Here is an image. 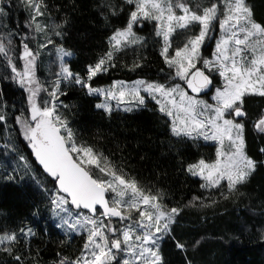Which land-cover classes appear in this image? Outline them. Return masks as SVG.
Wrapping results in <instances>:
<instances>
[{
    "label": "snow or ice",
    "instance_id": "6c2138e0",
    "mask_svg": "<svg viewBox=\"0 0 264 264\" xmlns=\"http://www.w3.org/2000/svg\"><path fill=\"white\" fill-rule=\"evenodd\" d=\"M124 3L131 6L125 26L114 31L109 38L111 50L88 65L86 75L74 72L65 62V57L73 55L71 51L56 47L59 72L51 90L37 76L38 61L44 49L55 45L49 30L62 36L58 30L62 25L40 22L39 18L47 14L45 0H24L30 12L25 26L42 34L43 42L25 36L17 51L11 34L0 35V57L10 69L9 78L28 93V114L22 112L15 118L16 123L44 170L58 181L53 204L63 225L86 233L81 255L71 261L64 257L59 264H163L159 241L171 233V225L183 210L168 207L162 193L143 188L135 178L116 169L103 153L77 142L75 133L58 112L59 97L65 95L62 81L81 86L89 95L103 96L104 102L96 107L109 114L113 110L111 100L117 101V107L126 105L124 110L131 112L134 107L145 106L151 98L159 111L171 118L175 136L217 142L214 161L200 159L187 168L191 175L201 178L202 188L219 189L226 182L228 191L235 192L256 169V161L246 152L245 125L239 118L247 115L246 96L264 97V24L255 20L248 0H210L207 6L195 8L190 0ZM6 4L7 0H0V17L7 15ZM106 6L113 15L121 11L116 5ZM144 21L154 22L155 35L162 40L160 55L172 70L171 79L182 83L136 80L132 84L115 81L108 87L94 86V78L116 66V53L143 44L144 38L135 28ZM217 25L222 34L212 57L206 58L202 47ZM196 26L198 31H193ZM178 30L191 34L186 35L182 45L173 48L172 37ZM138 67L141 65L136 62L132 70ZM214 73L223 81L219 87L214 84ZM42 92L49 98H41ZM209 92L214 93L213 103L201 96ZM7 119L0 106V123ZM254 128L264 133V115ZM199 199L195 197L193 203ZM69 205L76 210L74 214ZM19 232L34 235L31 229ZM17 241L15 232L0 234V251L11 253ZM177 247L182 249L184 245L177 243ZM15 259L21 261L20 256Z\"/></svg>",
    "mask_w": 264,
    "mask_h": 264
},
{
    "label": "trees",
    "instance_id": "16d2710c",
    "mask_svg": "<svg viewBox=\"0 0 264 264\" xmlns=\"http://www.w3.org/2000/svg\"><path fill=\"white\" fill-rule=\"evenodd\" d=\"M45 2L47 14L39 18L40 22L62 25L58 29L62 36L49 30L55 45L41 52V66L48 65L53 49L63 46L73 53L67 64L81 76L86 75L88 65L111 50L109 38L125 26L131 7L124 0ZM209 2L190 0L194 8ZM248 3L255 20L264 24V0ZM107 4L118 6L121 11L113 15ZM5 7L7 15L0 17L3 35L11 34L19 49V41L34 33L25 26L30 12L24 0H7ZM137 32L144 38L143 44L116 53V66L94 78V86L138 79L168 82L171 71L160 55L162 45L155 35V26L147 22ZM34 34L37 42H43L42 34ZM26 42L34 46L31 40ZM212 44L206 45L204 51L211 49ZM136 62L141 67L132 70ZM0 70V106L8 117L0 123V234L15 232L18 236L11 253L0 251V264H59L64 257L71 261L81 255L86 235H66L53 221L50 192L57 189L56 182L35 160L15 119L22 112L27 115L26 93L9 78L10 69L3 57ZM61 90L65 95L59 98V112L79 144L103 153L116 169L135 178L143 188L162 193L168 207L183 209L161 243L163 264H264V133L254 128L264 115V97H245L247 115L241 120L245 125L246 152L256 161V169L237 191L229 192L226 183L219 189L202 188L203 181L187 171L200 159L214 161L217 146L175 136L169 118L156 103L150 101L133 112L109 114L98 109L99 99L81 86L66 84ZM25 162L31 167V175ZM33 174L39 179L33 180ZM195 197L200 199L193 203ZM20 229H31L34 235H22ZM177 243L184 247H177ZM15 256H20L21 261Z\"/></svg>",
    "mask_w": 264,
    "mask_h": 264
},
{
    "label": "rangeland",
    "instance_id": "374dc122",
    "mask_svg": "<svg viewBox=\"0 0 264 264\" xmlns=\"http://www.w3.org/2000/svg\"><path fill=\"white\" fill-rule=\"evenodd\" d=\"M197 6L202 7V5H195V7H197ZM178 14H179V13H178ZM147 22H148V21H144L143 24H144V23H147ZM148 23H150V24H152V25L155 26L154 22H148ZM143 24H142V25H143ZM141 27H142V26H141ZM3 28H4V27H3V23H2V20L0 19V35H3V33H5V31H4ZM137 28H138V27L135 28V31H136V32H137ZM196 28H198V26H196ZM193 31H196V29L194 28ZM197 31H198V29H197ZM182 33H183V30H178V32L172 37V40H173V48L182 45V44L185 42L186 35H189L188 33H187L186 35H184V34H182ZM137 34L140 35L138 32H137ZM221 34H222V32H221V30L219 29V27H218V25H217L216 29H215V30L210 34V36L206 39V42H205V44H204L203 47H202V54H203L204 57H206V58H211V57H212L213 53L215 52V44L218 42V40H219ZM3 36H4V35H3ZM140 36H141V35H140ZM31 37H35V38H36V35L33 33V35H32ZM159 39H160V41H161V45H162V40H161L160 37H159ZM176 39H177V40H176ZM176 41H177V42H176ZM212 42H213V44H212L211 49L208 48V49H206V51H204L205 46H206V45H207V46L210 45V43H212ZM135 46H138V45H132V46H129V47H127V48H132V47H135ZM208 47H209V46H208ZM16 49H17V51L19 50L17 47H16ZM125 49H126V48H125ZM170 53H171V50H170ZM71 57H72V56H71ZM71 57H65V62L68 63V60H70ZM17 63H18V66H19V62H17ZM38 65H39V66H38V69H37V76H38V78H39L40 81L44 84V86H45L46 88H48L49 90H51V85H52V84L54 83V81L58 78V77H57V73L59 72V60H58V58H57L56 49H53V50L50 52V56L48 57V65H47L46 67L41 66V59H40V57H39ZM167 66H168V65H167ZM197 66L200 67L199 64H198ZM168 68H169V67H168ZM169 69H170V68H169ZM0 71H1V70H0ZM170 71H171V73H172V70H171V69H170ZM43 72H44V73H43ZM171 73H170V74H171ZM138 80H144V79H138ZM135 81H136V80H135ZM145 81H147V80H145ZM213 81H214V84H215L217 87L221 86L222 83H223L222 79H221L218 75H216L215 73L213 74ZM133 82H134V81H132V82H127V83L132 84ZM148 82H149V81H148ZM172 83H182V82H180L178 79H175V80H174V79H171V76L169 75V80H168V82H167L166 84H172ZM66 84H73V83H69V82H67V81H62L61 86H62V85H66ZM108 86H110V85L101 86V87H108ZM23 90L25 91L26 96H27L28 93L26 92L25 89H23ZM190 94H191V93H190ZM212 94H214V93H213V92H209L208 94H201V96H202V98L208 100L209 103H213V101L211 100V95H212ZM142 95H145V96H146L147 94L142 92ZM92 96L97 97V98L99 99V103H103V102H104V97H103V96H98V95H92ZM41 98H43V99H48L49 97L47 96L46 93L42 92V93H41ZM59 98H60V97H59ZM59 101H60V100H59ZM150 101H152V102L155 103V101H153L151 98H148L146 103H148V102H150ZM109 103L112 105V108H113L112 112H114V111L129 112V111H125V110H124V108L126 107V105H123V104H122V105H120L119 107H117V101H115V100H111V101H109ZM142 107H144V106L134 107L133 110H132L131 112L136 111V110H139V109H141ZM27 108L29 109V104H27ZM60 108H61V103L59 104L58 112H59ZM28 109H27V111H26V114H28ZM98 109H100V108H98ZM100 110L105 111L104 109H100ZM105 112H106V111H105ZM59 113H60V112H59ZM168 118H169V117H168ZM242 118H243V117H242ZM242 118H239V119L241 120ZM169 120H171V118H169ZM19 129H20L21 135L23 136V132H22V129H21L20 126H19ZM258 132H259V131H258ZM244 137H245V132H244ZM186 138H188V137H186ZM23 139H24V141L26 142V144H27L28 146L31 147L29 141L26 140V139L24 138V136H23ZM188 139H191V138H188ZM197 140L203 141L204 143L214 144V145L217 146V149H218V147H219L218 143L215 142V141H204L202 138L197 139ZM31 148H32V147H31ZM32 151L34 152L33 149H32ZM25 168L28 170V174H29V172H30V168H31V167H30V165H29L27 162H25ZM26 169H25V170H26ZM30 173H31V172H30ZM29 175H31V174H29ZM190 175H191V174H190ZM191 176H193V175H191ZM193 177H195V178L201 180V178H199V177H196V176H193ZM32 178H33V180H38V179H39V177L36 176V175H34V174H33ZM201 181H202V180H201ZM223 183H226V182H223ZM223 183H222V184H223ZM57 192H58V189H55V190H53L52 192H50V199H51V202H52V219H53V221L55 222V224H56V225L59 227V229H60L63 233H65L66 235H69V236H76V235H82V234H85V235H86V233H84L83 231H71V230H69L66 226L63 225L62 220L60 219V216L57 215V211H58V210L55 208V205L53 204V201L56 199V194H57ZM69 207H70V209L72 210V212H73V214H74V213H75V210H74L70 205H69ZM61 215H65V214L61 213ZM106 222H107V221H106ZM113 223L116 224L115 219L113 220ZM117 226H120V225L117 224ZM172 226H173V224L171 225V227H172ZM166 236H167V235H165V236L163 237V239L159 241L160 247H161V243H162V241L165 239ZM160 254H161V253H160ZM122 257H123V254H121V256L118 257V261H119V259H121Z\"/></svg>",
    "mask_w": 264,
    "mask_h": 264
},
{
    "label": "water",
    "instance_id": "95a60500",
    "mask_svg": "<svg viewBox=\"0 0 264 264\" xmlns=\"http://www.w3.org/2000/svg\"><path fill=\"white\" fill-rule=\"evenodd\" d=\"M34 158L35 160L37 161V163L39 164V166L41 167V169L43 170V172L54 182H56V186H57V189L59 190V185H58V181L55 180V178L51 177L43 168V166L39 163L38 159L36 158L35 156V153H34ZM71 206V205H70ZM72 207V206H71ZM74 209V208H73ZM75 210V209H74ZM76 211V210H75Z\"/></svg>",
    "mask_w": 264,
    "mask_h": 264
}]
</instances>
